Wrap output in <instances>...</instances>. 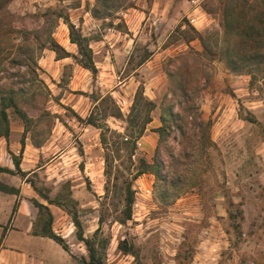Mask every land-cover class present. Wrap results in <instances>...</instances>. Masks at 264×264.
I'll return each mask as SVG.
<instances>
[{
    "label": "rangeland",
    "instance_id": "374dc122",
    "mask_svg": "<svg viewBox=\"0 0 264 264\" xmlns=\"http://www.w3.org/2000/svg\"><path fill=\"white\" fill-rule=\"evenodd\" d=\"M4 1L0 110L9 97L16 105L7 109L10 134L0 137V163L21 155L31 171L44 166L28 180L61 204L55 206L53 229L74 256L54 243L55 261L80 264L88 255L76 236V213L89 239L100 228V216L105 217L99 235V241L109 242L105 264H179V257L190 264H264V47L258 50L262 57L254 58L255 49L228 32V0H172L138 25L139 31L127 25L125 14L152 11L155 0H106L111 9L96 0ZM252 2L235 0V12L248 19L251 9H261ZM69 23L91 39L98 73L71 57L66 65L71 68L65 71V66L56 83L53 63L47 68L43 59L52 41L78 56ZM119 44H126L129 53L113 52ZM93 93L107 100L98 113H122L106 119L116 134L137 136L144 120H152L138 141L133 164L126 151L114 163L121 169L120 186L136 173L142 158L161 164L159 179L150 172L132 181L135 201L126 224L119 222L125 196L114 181L104 200L101 137L103 150L90 153L83 137L86 124L77 118L81 114L86 120L98 110ZM148 102L155 104L153 111ZM57 127L63 141L55 148ZM107 137L109 143L120 141L113 133ZM28 144L44 146L45 152L37 159ZM95 157L102 159L101 177L92 180L87 173L93 167L87 165ZM0 178L23 186L24 194H35L30 181L24 185L18 175L0 173ZM123 240L134 245L138 258L119 249Z\"/></svg>",
    "mask_w": 264,
    "mask_h": 264
},
{
    "label": "trees",
    "instance_id": "16d2710c",
    "mask_svg": "<svg viewBox=\"0 0 264 264\" xmlns=\"http://www.w3.org/2000/svg\"><path fill=\"white\" fill-rule=\"evenodd\" d=\"M97 5L100 2H104L106 5L105 7H108L111 9V6H109L106 3V0H96ZM235 0H228L225 4V13H224V19H225V28H227L228 32L234 33L237 38H240L242 43L250 44V48H254L255 51L252 52V56L254 58H260L262 57V54L258 52L259 49L264 47V0H253L252 4L254 7L255 4L260 6L261 9L259 10H252L253 15L246 19L245 17H242L241 15L237 14L235 12V9L237 8V4H234ZM6 5L5 1L2 2L0 0V12ZM64 17L59 16V19H63ZM66 21V19H65ZM68 21V20H67ZM243 23V24H242ZM69 30H70V40L71 44L75 45L78 49V56L72 55L67 50H65L62 46H60L55 41H52L50 43V46L48 47L51 51L55 52L59 59L64 58H73L78 65L83 67L86 70H89L93 75H96L98 73V69L96 67V63L94 61V54L93 50L91 48L90 42L91 39L88 37H85L78 29L75 28L73 24H68ZM227 32V33H228ZM249 41V42H248ZM70 66L65 67L66 69H70ZM66 80V76H63L62 81L64 82ZM91 99L94 103L97 105V111H93L89 117L84 120L80 116H77L79 121H83L86 125H90L92 127H95L97 129L101 130V143L103 146V149L105 151V177L107 179V186L105 188V196L104 200L107 202L109 198V192H110V183L114 181L116 190L122 189L123 194L125 196V210L122 213L123 218H120L119 222L121 224H126L128 221L132 219V208L135 201V192L133 190V183L132 181L137 180L139 177H141L144 174L152 173L155 175L157 179L160 178L161 172L160 167L161 164L156 161L154 165H151L146 162L145 159L140 160V164L137 168V171L135 174H133L130 178V180H126L123 182V185L120 186L119 180V174L121 173L120 166H115L114 163L116 160L121 159V152L126 151L129 156V161L131 164H133V157L135 156L137 149H138V141L139 139L144 135L146 131V126L152 122L151 118H146L143 122V126L141 127L140 132L136 135H131L130 137H124L121 136V134H116V131L111 130L109 126L106 124V119L109 117L114 118H120L122 116V113L119 111L117 115L112 114H102L101 112L98 113L100 104H104L107 100L103 97H97L95 93L91 94ZM143 97V96H142ZM144 99V98H143ZM115 103V102H114ZM148 106H151L150 111H153L156 107L155 104L152 102L147 103ZM16 105L15 99L12 97L7 98L6 100H2L1 102V110H0V124H4L5 126V132L4 134H0V137L8 138L10 134V127H9V119L7 114V109L9 107H14ZM24 120L25 122L29 120L25 114ZM99 115V116H98ZM99 117V118H98ZM166 117L165 115L162 116L161 120L163 123L165 121ZM164 123V124H165ZM165 126L163 125L161 128L158 129L159 133H162L165 131ZM29 130L27 129L25 133H27ZM128 131V129H127ZM107 133H113L115 136V139H120V141L116 140L113 143H109V139L107 137ZM24 141V140H23ZM22 149L21 151H24L25 143L22 142ZM41 147V146H39ZM21 155L19 158L16 156H12V160L15 166V171L9 170L5 167H2L0 165V173H6L11 175H18L22 179H26L27 181H30L31 186L33 187L36 194H38L42 199L47 201L50 205H55L60 207L58 202L55 201V199H50V197L44 193L40 188L37 187V185L32 182L31 180H28V172H23L21 169ZM115 169V176L113 179V173ZM113 183V185H114ZM0 192L4 194H13V195H19L20 190L14 187H11L3 182L0 181ZM32 203L37 210V218L34 223V230L33 235L40 236V237H46L51 240H53L55 243H57L59 246L62 247V249L67 252L69 255L70 248L65 242L64 238H62L60 235H58L54 229H53V222H54V216L49 209V207L41 204L38 200L33 199ZM16 212V206L14 208V211ZM105 217L103 215L100 216L99 219V225L100 228L93 234L92 238H86L83 233L82 229V223L78 217V215L75 213L73 214V223L77 230L76 236L77 239L83 243L87 250V257L81 258L80 264H105V260L107 257V249L109 246V242L107 240L99 241L100 240V233H101V227L104 223ZM99 241V242H98ZM98 245L101 247V249H98ZM119 249L123 251L127 255H132L134 257L139 256V254L135 251L134 245H129L126 240H123L118 245ZM72 256V255H71ZM180 256V254H179ZM74 258V256H72ZM179 264H190L189 262H185L186 260L183 259V257H179ZM184 262V263H181Z\"/></svg>",
    "mask_w": 264,
    "mask_h": 264
},
{
    "label": "crops",
    "instance_id": "0c3cea01",
    "mask_svg": "<svg viewBox=\"0 0 264 264\" xmlns=\"http://www.w3.org/2000/svg\"><path fill=\"white\" fill-rule=\"evenodd\" d=\"M171 3L172 0H155L153 3L154 9H152V11L150 10L149 12H145L141 10H133L132 12H129V14H125V17H127L126 23L128 26H132V28H134L136 31H139L138 25H140L141 28L145 21L150 20V16L152 13H154V11H160L161 7H169ZM192 20L194 22L197 19L193 18ZM129 31L133 32L131 29ZM136 34L133 37H136ZM124 36L125 38L122 37V40H126L129 35L124 34ZM130 40L134 42V39L130 38ZM113 52L123 56L129 53L126 48V44L117 45V48H115ZM70 60L71 58L59 59L57 54L53 51H49L47 58L43 59L44 64L46 65L45 67L47 68L49 67V64H51L50 62L53 63L52 65L55 67V71H57V73H55L56 83L61 82V71L67 64L72 63ZM116 60L119 61L118 56H116ZM76 77L77 79L81 78V76L78 77V75ZM96 105L97 104L93 102V107ZM78 116H80L82 119L86 118V116H81V114ZM56 120L59 119L57 118ZM57 129L59 131L57 134H55V148H58L63 141L60 138L62 129L59 127H57ZM99 133H101L100 129L90 125H85L83 128V137H85L86 145L90 153L96 152L97 149L100 151L103 150L101 148ZM26 147L28 149L31 147L36 151L37 159L40 158L41 153L43 154L45 152L44 146L34 147L32 144H28ZM17 150L18 146H15V152L13 153L16 154ZM95 155L96 154H94V156ZM25 161V159L21 160V169L23 172L29 173L27 176L28 178L32 174L35 175L44 167H38L37 169L31 171L32 168H30L28 165H25ZM88 161L90 163H88L87 168L89 170V168L91 169L93 167V171L90 173L86 172L87 175L92 180H96L98 178L100 179L102 159L95 157L89 158ZM0 165L9 170L15 171L13 160L8 159L6 162L2 164L0 163ZM21 180H23V184L26 185L25 182H27V180ZM0 181L2 182L3 179L0 178ZM28 184L30 183L28 182ZM9 186L19 189L20 194H6L8 196H4L2 193H0V264H64L55 261V255L53 256L52 254L53 247H55V242L53 240L46 237L33 235L34 223L37 218V210L35 209L32 200L36 199L41 204L49 207L54 218L56 216L55 205H50L47 201L42 199L38 194H36L34 189L33 191L35 194H24L23 186ZM27 188L29 189L30 187L27 186ZM48 196L50 199H52L50 195ZM15 206L16 212H13Z\"/></svg>",
    "mask_w": 264,
    "mask_h": 264
}]
</instances>
